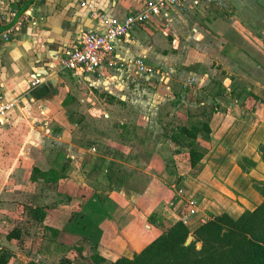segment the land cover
I'll use <instances>...</instances> for the list:
<instances>
[{"label": "crops", "instance_id": "1", "mask_svg": "<svg viewBox=\"0 0 264 264\" xmlns=\"http://www.w3.org/2000/svg\"><path fill=\"white\" fill-rule=\"evenodd\" d=\"M143 1L41 0L35 2L34 0H0V16L13 6L18 8L19 13L25 11L29 13L27 24L15 32L13 38L0 48L2 94L6 100L16 102V107L8 112L5 122L0 127V181L2 184L7 183L11 178L17 180L18 186L21 170L27 168L26 163L31 159L35 162L34 166L29 164L31 172L34 167L41 172H47L50 169H58V165L59 168L66 166L65 179H61L57 183L59 184L58 188L63 186L64 189L62 193L57 191V194L62 200L69 193L66 189L74 187L72 194H75L80 188L82 189L86 202L82 211L93 217L98 224L101 230L98 249H105L99 255L110 263L121 256L129 258L123 254L124 250L141 242L140 249L135 251L139 252L163 231L162 226H170L180 221L187 213L191 207L188 205V196L182 193L183 197L177 198L171 190L172 185L170 183H175L178 179L181 180L178 182H183L186 185L189 183L195 185L196 190H192L193 192L197 191L202 196L201 198L217 204L221 211L228 213L233 218H237L245 210H254L263 200L257 192L251 189L242 191L231 187L233 191H236L235 195H233L231 188L230 191H226L224 185L220 190L216 188L215 190L204 185L203 176L206 171L216 175V170L225 168L228 163L231 164L230 169L233 165L232 160L234 161L233 168H236L237 162L240 166L247 167V162L244 161L246 158L248 161L254 162L255 167L246 168L245 171L237 167L240 170L236 172L237 176L243 180L246 179L247 183L254 179L263 181L258 178L260 174L257 171L262 162L259 163V154L254 156L253 153L259 143H264V140L259 141L264 134V121L261 124L257 122L255 130H253L254 133L251 131V138L248 137L241 146L237 143L233 146L223 145V140H226L225 137L228 138V131L225 130L221 135V140H216V144L211 150L212 153L215 151L219 153L220 150L218 149H222L221 156L212 155L206 150H198L203 153L204 157L193 168L189 166L186 149L181 150L179 154L170 151L171 158L164 162L158 155L160 152L155 154L150 152L149 159L147 156H143L142 152L134 154L129 150L131 148L126 145V141L124 145H120L113 142V138H111L112 140L108 139L110 134L104 136L106 141L100 140L99 136L103 135L96 131L89 134L83 128L84 121L80 125L79 123L75 124V127H68V123L73 119V114L75 117L77 116V112L69 109L70 97L77 95L76 91L81 90L85 85L94 90L108 93L110 96L103 103L110 111L108 113L123 118L125 112L128 111L127 109L123 110L125 109L124 106L130 105L131 94L135 93L140 86L136 80L142 77H157L137 74L131 67L121 71L106 69L101 77L85 74L83 78H78L69 71H61V60L67 56L72 47L76 46L87 30L102 31L101 26L90 16L89 11L80 6V2H92L96 8L104 13L121 18L140 8ZM195 2L196 4H194ZM220 3L218 2L219 5ZM215 4L212 3V0H184L178 6L169 9L167 15L151 18L146 23L135 27L127 37L118 40L115 44V57L124 63H131L141 56H145L146 64L153 67H155L151 65L153 58L164 60L166 57L172 62L175 61V71L169 69L175 77V81L173 85L168 87L174 89L175 86V98H181L179 101L175 99L174 112L175 119L179 118L181 121L189 118V115L193 113L192 107H197V103L203 101L197 98L199 94L203 93L201 92L202 86H207L209 82V74L205 73L201 77V73L196 71L197 66L207 69L213 62L208 60L206 62L204 59L195 56L194 45L208 37L222 40L221 36L218 37L221 33L216 27L223 21L213 16L219 11L218 8L216 10ZM258 7L261 9L257 10V18L255 19L258 23L253 22L252 26L258 33L255 37L253 36L254 41H251L255 48L251 47L252 54H256L254 57L257 56L261 59H258L252 73L264 80V76H261L264 62V1L260 2ZM200 9L207 10L200 13ZM186 10H191L199 16L195 20H191L195 24H191L188 29H184L182 23V21L185 22L183 18H185ZM159 21H170V24L175 26L174 28L171 25L174 28L172 34L175 39V50H172L167 56L164 53L159 54L157 46L152 43L157 40L147 30H143ZM235 31L240 36L233 35L237 41L229 42L227 40L226 42H229L235 50L233 51L231 48L235 55L236 65L242 67L243 59L241 56L243 53H240V47L243 43L239 42H245L248 37L245 35L243 38V34L238 32V28ZM190 39L193 40L192 44L188 42ZM224 45L227 48V45ZM225 54L227 56V53ZM225 59L227 58L225 57ZM207 63H211L210 66ZM216 66H218L217 63ZM186 74H190V76ZM38 77L42 78L41 82L37 86L31 87V83ZM184 78L185 84H179L178 80ZM190 78L194 79V83L187 85ZM159 88L163 90L160 85H157L154 90L158 92L160 91ZM120 92L129 95L119 97ZM173 94L172 92L171 95ZM74 97L79 103L82 102V99L79 101L76 96ZM138 98L142 101L146 96L140 94ZM171 98L172 96L169 97L167 94L159 100L152 98L147 102H142L145 106L148 103L150 109L155 108L156 110L160 105H169ZM187 108L188 112L186 113L185 109ZM219 112L213 115L212 120L222 116ZM143 115V118L147 119V115ZM149 115V119L156 125L152 131L161 134L163 137L167 136V133L165 134L164 129L161 128L162 126L156 124L160 120H166V118L160 117L159 119L155 111ZM137 116L141 117L142 115ZM105 118H109V115L106 114ZM125 118L123 119L126 120ZM53 120L62 122L59 125L61 133L49 131V124ZM237 125L238 123L235 124L234 138L241 136L242 130L237 129ZM209 128L211 132L208 135L212 138L216 129L213 130L211 124ZM257 129L258 133L255 134ZM51 145L59 151V154L54 153V156L53 152L49 154ZM243 146L245 149L242 148ZM217 157H219L218 160H216ZM168 166L173 168V172L169 171ZM135 168L140 169L142 173L140 176L145 180V182L143 181L145 186L142 189H137L136 183L133 182L135 177V170L133 169ZM180 170L184 172L182 173ZM30 176L31 174H27V181L31 184L38 183L44 187L55 185L44 183L42 179L32 183ZM166 179L171 180L166 182ZM190 192L191 190L188 193ZM91 202L94 205L90 204ZM182 204H185L184 208ZM206 214L198 211L195 207V215L189 218L187 225L193 229L198 224L203 223V218L210 216ZM138 223L142 228L139 227ZM158 224L161 225L158 226ZM141 232L142 235H139ZM79 243L80 247L89 245L88 241ZM106 248L109 252L112 250L119 252V255L114 253L113 256H107L108 250ZM120 254L122 255L120 256ZM131 257L132 255H130Z\"/></svg>", "mask_w": 264, "mask_h": 264}, {"label": "rangeland", "instance_id": "2", "mask_svg": "<svg viewBox=\"0 0 264 264\" xmlns=\"http://www.w3.org/2000/svg\"><path fill=\"white\" fill-rule=\"evenodd\" d=\"M227 1L212 0V3H216V10L217 8L219 10L218 13L216 15L213 14V16L215 18L218 17L223 21L219 26L216 27V29L221 33L220 35H218V37L220 38L221 36L222 40L213 38L210 39L208 37L209 39L205 38L201 42L197 41L198 43L195 44L193 47L196 50L195 56H197L199 59H204L206 62L207 60L209 62L213 61L211 66V63H207L208 66H210V68L207 69L199 65L197 66L196 71L198 73H201V77L205 73H208L210 77L208 85H205L204 87L202 86L201 92L205 90L208 93L211 90L215 91L218 88H221L225 89V94H228L227 92H231L233 89L242 86L244 90H246V92L251 91L259 98L264 99V80L261 77L258 78L257 74L252 73V69L256 67L255 65H257L258 59L261 58H258L257 56L254 57V55H256L252 54V45L254 43H251V41H254L253 36L255 37L258 33V31H256V29L252 27L253 22H255L256 24L258 23V21L255 20L257 18V10L260 8L258 7V5L264 0ZM218 2H221L220 5L218 4ZM204 10L200 9V13H204ZM197 17L199 16L194 14L193 11L186 10L185 18H183L185 22L182 21L183 28L188 29L191 24L194 25L195 22H191V20H195V18ZM170 23V21H159L156 24L150 26L148 29H143L145 31L147 30L148 33H151L152 36H154L157 41L152 43L157 46L159 54L164 53L165 56L172 52V50H175V39L172 34V30L175 28V26ZM171 25H173L174 28ZM236 28H238V32L243 34V38H245V35H247L248 37V39H245V42H239L243 43L240 47V53H243V55L241 56V59H243L242 67L236 65L237 62L235 59V55L233 54V51L235 50L231 47V44L229 43L237 41L233 36L234 34L235 36H239L237 34V31H235ZM227 40L229 42H226ZM188 42L192 44L193 40L190 39ZM224 44L227 45V48H225ZM231 48L233 49V51ZM225 53H227V56H225ZM231 55L233 56L231 57ZM225 57L227 59H225ZM216 63L218 66H216ZM151 65H154L157 69H159L160 73L157 77H142L136 80L140 83V86H138V89H136L137 91H135V93H130L132 97L129 102L130 105L126 104L124 106L125 109H123L128 110L123 116V118L126 117V120L119 116H112L108 113L110 111L103 104L106 99L110 96L108 95V93L100 90H94L85 85L84 88L76 91L77 95H74L79 101L82 99V102L79 103L78 101H76V98L74 96L70 97L71 99L69 109H73L75 112H77V116L75 117V115L73 114V119L68 123V127H75V124L79 123L80 125L84 121L83 128L88 131L89 134L93 131H96L98 134L103 135L99 136L100 140L103 139L104 141H106V137L104 136L110 134V137H107L108 139L113 138V142H117L120 145H124L126 141V145L131 148L129 150H131L134 154H139V152H142L143 156H147L149 159L148 155L150 154V152H154V154L156 152H160L158 155L164 162L169 160L171 158L170 151H174L175 147H173V145H171L170 142L167 141L168 136L173 131L172 128L175 129L180 126L188 125V117L184 121H181V119L179 118L175 119V99L179 101L181 98H175V86L174 89L168 87L170 85H173V82L175 81V77L172 73H170L169 70L171 68L173 69V71H175V61L172 62L171 59H167L166 57L164 60L162 58H153ZM262 70L264 71V62ZM263 71L261 73V76H264ZM186 75L190 76V74ZM178 83L185 84V78L178 80ZM157 85H160L163 90L159 88L160 91L156 92L154 88ZM205 87L207 89H204ZM124 92H120L119 97L122 95H129ZM172 92L174 93L173 95H171ZM140 94H144L146 96L145 99H142V101L144 102H147V100L152 98H156L159 100L160 98H164V96L168 94L169 97L172 96V98L169 100V102L171 103L169 105H160L157 108L158 110H155V108H153L152 110L150 109V107H148V103L147 106H145L141 99L138 100V95ZM201 97L202 94H199L197 99L199 100ZM218 100H220L221 103V112L219 113L222 116H218L215 120H212V117L215 113L212 114L211 118L209 119V125L211 124L212 129L216 130L212 138L209 135H198V140L195 146L197 150H206L207 152H211V150L213 149L212 147L216 144L215 141L221 140V135H223L225 130L228 131V138L225 137L226 140H223V145L233 146L237 143V145L241 146L243 141H247L248 137L251 138V131L253 132V130H255L257 122H260L261 124L262 121H264V119L262 120V118H264L263 105H261L257 110L251 111L249 106L253 103L252 100H250V104L248 105L247 103L242 105V102L240 100L238 102H235L226 95L220 96ZM154 111L157 113V117L159 119L160 117L166 118V120H160V122L158 121L156 123L158 126H162L161 128L164 129L165 134L167 133V136L165 137H163L161 134H156L154 133V131H152V129L154 130L156 128V125H154V122L149 119V114ZM185 111L187 113L188 108L185 109ZM191 111L194 112L195 108L192 107ZM106 114L109 115V118H105ZM139 114H141L142 116H137ZM143 114L147 115V119L143 118ZM197 119L199 121L205 120V118L201 116ZM197 119L193 118L192 120L195 121ZM236 123H238V125L236 126L237 129L242 130L241 136L238 138H234ZM60 124H62V122H55L53 120L52 123L49 124V131L52 133H61V129L59 128ZM257 133L258 129L255 134ZM262 140H264V134L262 138L259 139V141ZM263 145L264 143H259L257 145V149L253 153L254 156L259 154V163L262 162V164H259L260 168L257 170L260 175L258 176L257 174V176L263 181H258L254 179L247 183L246 179H241L239 176H237L236 173L237 171L242 170H239L237 168H241L239 162L235 164L236 168H233L234 161L232 160L233 165L230 169L229 166H231V164L228 163L225 168H218V170H216V175H212L211 173H209V171H206V174L203 176L205 180L204 185L219 190L221 187H223L222 185H224L227 189L226 191H230L229 189L231 187L237 188L242 191L251 189L260 195L259 190L264 186V160L262 158L261 151V147ZM242 148L245 149V146H243ZM218 150H220L219 153L216 151L214 153L211 152L212 155L218 154L221 156L222 149ZM51 152H53V156L54 153L59 154V151L54 149L52 145L49 149V154ZM218 158L219 157H217L216 160H218ZM26 164L28 165L27 168L21 170V178H19L20 183L18 185L19 189L16 184L17 180L10 178L7 183L3 184L0 181V253L2 251H8L10 253L9 264H29V262H36L37 264H59L58 262H60V260H63V258H68L69 260H72L75 264H96L91 260L90 255L95 253L102 254L105 249H93L92 245L89 244L87 246L85 245L84 247H82L83 250L80 255L75 250H71V252L64 253L62 247H58V245H56L55 243H51L50 240L46 237L49 236V232L44 231L42 225L35 223L33 220L30 219V216L28 215L27 211L28 208L33 206H49L51 209L50 214H53V210L57 208L58 201L61 200V197L57 193L59 191L62 193L64 188L63 186H61V188H58L59 184L48 185L44 187L43 185L38 183H29L27 181V174L32 173L29 164H33L34 166L35 162L31 159ZM58 166L57 168L60 169ZM133 170H135V177L133 178V182L136 183L135 187L137 189L144 188L143 186H145V184L143 183V181L145 182V180L143 177L140 176V174H142L140 172V169L135 168ZM169 171L173 172V168H170ZM180 172L183 173L184 171L180 170ZM151 174L153 173L151 172ZM170 180L171 179H166V182H170ZM178 181L181 180L178 179ZM178 181L175 183H170V185H172L171 190L175 193V196L177 198H180V196L183 197L182 193L184 195L186 194L189 200H196V207L198 211L205 212L207 213L206 215H215L217 213H220L221 209L218 208L217 204H213L212 202L201 198L202 196L198 194L197 191H192L194 189L196 190V188L194 187L195 185H191L190 183L186 185L183 182ZM66 190L67 192H69L67 193L68 195H72L74 187L68 188ZM190 190L191 192L188 193ZM232 193L233 195H235L236 191L232 190ZM138 225L139 227L141 226L139 223ZM15 227L19 228L22 231L20 243H17L16 241L9 242L5 239L6 233ZM139 235H142V232L139 233ZM75 240L77 241V239ZM59 241L62 240L59 239ZM73 242V240L68 241L67 246H70ZM75 243L76 246H80L79 242ZM140 245L141 242L137 243L136 246H130L129 248L124 250L123 254L129 256L130 258V255L133 256V253L136 250L140 249ZM36 250H39L38 253H36ZM106 250H108V248H106ZM107 252L108 253L106 254L109 257L113 256L114 253L116 255H119V252H114V250L110 252L108 250ZM121 255L122 254H120V256ZM106 262H102L101 264L110 263V261Z\"/></svg>", "mask_w": 264, "mask_h": 264}, {"label": "trees", "instance_id": "3", "mask_svg": "<svg viewBox=\"0 0 264 264\" xmlns=\"http://www.w3.org/2000/svg\"><path fill=\"white\" fill-rule=\"evenodd\" d=\"M217 90H211L208 93L205 90L202 91L200 99L203 101H199L195 111L189 115L191 118L187 119L188 125L173 129L168 136L167 141L175 147V153L179 154L182 149L187 150L191 168L195 167L204 157L195 146L198 135H208L211 132L209 119L213 113L220 111L221 103L218 100L220 96L226 95L235 102L241 100L242 105L246 103L248 105L252 100L253 103L249 106L251 111L257 110L261 105L264 106V99L251 91L246 92L242 86L227 92L228 94H225V89L218 88ZM200 116L205 120L199 121L197 118ZM261 151L264 160V145ZM244 161L248 166L241 165L243 171L246 168L255 167L254 162L246 158ZM66 172V166L60 169H50L47 172L34 168L30 181L34 183L42 179L44 183L57 184L59 180L65 179ZM82 192L80 188L75 194L66 195L64 200H59L53 214H50L49 206L30 207L27 211L31 220L42 225L43 230L49 232V236L46 237L50 242L62 247L64 253L75 250L81 254L83 248L75 245L78 241H88L93 249L99 246L101 230L93 217L82 211L86 204ZM259 193L263 200L252 211L245 210L237 218L221 211L210 215L205 222L193 229L181 221L170 226H162L163 231L142 250L134 252L131 258L119 257L109 264H264V186ZM90 204L94 205L92 202ZM153 223L157 225L155 221ZM189 236H192L193 240L185 245ZM21 237L22 231L16 227L5 235V239L9 242L20 243ZM70 240L74 242L67 246ZM198 243L201 245L199 250L196 248ZM38 251L36 250V253ZM90 258L96 264L105 261L98 253L92 254ZM9 260L10 253L2 251L0 264H9ZM58 263L75 264L68 258H63ZM29 264L37 263L29 262Z\"/></svg>", "mask_w": 264, "mask_h": 264}, {"label": "built area", "instance_id": "4", "mask_svg": "<svg viewBox=\"0 0 264 264\" xmlns=\"http://www.w3.org/2000/svg\"><path fill=\"white\" fill-rule=\"evenodd\" d=\"M40 2L41 0H34ZM184 0H144L141 7L129 12L124 17L110 16L95 7L92 2H80V6L86 8L90 16L99 24L102 31L87 30L76 46L72 47L67 56L61 60L60 70L69 71L73 76L83 78L85 74H94L97 77L103 75V71L126 70L133 68L137 74L146 76H158L160 70L146 64V57L141 56L131 63H124L115 57V44L123 39L137 26L146 23L151 18H159L168 14V10L178 6ZM196 4V2L194 3ZM28 11L19 13L16 6L11 7L5 14L0 16V48L4 47L22 26L29 21ZM42 78H36L31 87L37 86ZM194 83L190 78L187 85ZM16 107L15 101H8L2 94L0 82V127L5 118ZM190 209L181 218V222L187 225V221L195 215L196 200H188ZM173 205L172 203L170 204ZM185 204H182L184 208ZM195 206V207H194ZM208 218H203L205 222Z\"/></svg>", "mask_w": 264, "mask_h": 264}, {"label": "water", "instance_id": "5", "mask_svg": "<svg viewBox=\"0 0 264 264\" xmlns=\"http://www.w3.org/2000/svg\"><path fill=\"white\" fill-rule=\"evenodd\" d=\"M193 240V237L192 236H189L185 242V245H188L191 241ZM197 250H199L201 248V245L198 243L197 245Z\"/></svg>", "mask_w": 264, "mask_h": 264}]
</instances>
